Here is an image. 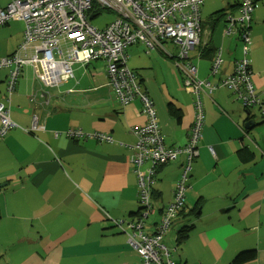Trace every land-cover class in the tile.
I'll use <instances>...</instances> for the list:
<instances>
[{
	"label": "crops",
	"instance_id": "1",
	"mask_svg": "<svg viewBox=\"0 0 264 264\" xmlns=\"http://www.w3.org/2000/svg\"><path fill=\"white\" fill-rule=\"evenodd\" d=\"M227 1L220 9L235 7L233 14H238L241 0ZM254 2L248 59L253 88L264 106V0ZM7 3L0 0V7ZM201 16L200 44L190 59L198 77L216 85L234 72L243 45L237 36L224 35L225 22L219 29L213 14L208 25ZM16 24L21 26L15 33L0 31V59L12 55L23 41L25 25ZM178 50L174 41L151 52L141 43L126 49L127 66L154 102L165 144L174 148L188 143L196 114L195 96L175 64ZM219 53L221 65L212 74ZM73 69L74 79L57 87L44 86L30 67L18 78L9 105L16 126L0 141V264H144L122 230L143 217L131 151L125 147L136 142L134 132L147 122L142 104L139 99L120 103L109 86L104 61L75 64ZM8 74L9 69L0 70V103ZM201 100L203 138L191 188L163 244L178 264H232L244 251L256 253L247 264H264L262 109H245L227 88L203 94ZM69 130L110 135L113 142L71 139L66 136ZM242 149L253 154L251 161L240 159ZM183 161L157 168L153 213L143 222L146 232H155L161 212L172 202ZM184 226H192V232L177 245Z\"/></svg>",
	"mask_w": 264,
	"mask_h": 264
},
{
	"label": "built area",
	"instance_id": "2",
	"mask_svg": "<svg viewBox=\"0 0 264 264\" xmlns=\"http://www.w3.org/2000/svg\"><path fill=\"white\" fill-rule=\"evenodd\" d=\"M203 3L204 0H8L6 7H0V27L14 20L25 25L18 49L0 59V70L9 69L6 95L0 103V141L16 126L9 105L25 67L32 68L35 78L44 86L56 87L74 79L75 64L87 65L93 60H102L106 63L109 86L120 103L128 105L135 99L140 100L147 122L134 132L136 142L125 147L131 151L129 161L137 176L143 217L138 222H130L122 230L144 264H175L169 258L163 237L182 211L191 188L192 164L199 155L198 145L203 138L205 113L202 95L227 88L245 109L261 107L264 117L263 103L252 85L248 59L252 14L256 8L254 0H241L238 14H230L227 18L224 35L237 36L242 42L244 55L236 62L234 72L216 85L200 79L197 66L190 59L192 51L200 44ZM96 9L113 12L115 19L103 29L94 27L88 16ZM167 41L178 45L175 64L183 75L185 87L195 96V121L188 143L181 148L165 144L154 102L143 91L136 73L127 66L126 49L129 46L141 43L147 52H151L161 49ZM220 65L219 53L213 61L212 74L218 72ZM66 136L113 142L110 135L86 134L81 130H69ZM179 157H183L184 163L174 198L167 205L161 223L156 225V231L153 234L146 232L143 222L153 212L151 198L156 170ZM115 224L122 227L121 222Z\"/></svg>",
	"mask_w": 264,
	"mask_h": 264
},
{
	"label": "trees",
	"instance_id": "3",
	"mask_svg": "<svg viewBox=\"0 0 264 264\" xmlns=\"http://www.w3.org/2000/svg\"><path fill=\"white\" fill-rule=\"evenodd\" d=\"M238 5V10L240 9V3H238L237 4ZM236 8L235 7H230V8H228V9H224V10H221V11H219V12H216V13H214L213 14V16H212V18L211 19H213V25L215 26V25H218L219 23H224L225 22V24H226V21H227V18H228V16L230 15V14H233V12H234V10H235ZM102 12L103 11H101V10H99V9H96L95 11H93L89 16H88V18L90 19V21L92 20V19H95V18H97V17H99L101 14H102ZM113 13V12H112ZM217 23V24H216ZM171 111H172V114H174V115H176V112H177V110L175 111V109H173L172 107H171ZM238 155H239V157H240V159L242 160V161H244V162H249V161H251L252 159H253V154L252 153H250V151L249 150H247V149H242V150H240L239 151V153H238ZM191 173H192V171H191ZM191 173H190V183H191ZM182 174V173H181ZM181 178V177H180ZM140 203H141V201H140ZM142 205V204H141ZM184 208V207H183ZM166 209V208H165ZM142 210H143V208L141 207V212H142ZM165 212V210H163L162 212H161V214H160V217H159V221L157 222V225L158 224H160L161 223V219H162V215H163V213ZM153 212H151L149 215H148V218L151 216V214H152ZM191 215H192V213H191ZM195 217H197L198 216V214H195V212H194V214H193ZM131 217H134V215H132ZM178 217V216H177ZM175 220V219H174ZM174 220L171 222V224H170V227H171V225H172V223L174 222ZM170 227H169V229H170ZM169 229H167V231L169 230ZM192 229H193V227L192 226H184V227H182L181 228V230L178 232V234H177V245H180V244H182V242H184L185 240H187L188 238H189V236H190V234H191V232H192ZM156 231V230H155ZM167 231H166V233H167ZM154 233V232H153ZM152 233V234H153ZM166 235V234H165ZM176 250V249H175ZM168 251H169V254H170V256H169V258L171 259V260H173V258H172V252L173 251H171V250H169V248H168ZM255 257H256V253H255V251H244V252H241V253H239L236 257H235V259L233 260V262H232V264H247V263H250V262H252V261H254L255 260ZM175 262V261H174ZM175 264H178V263H176L175 262Z\"/></svg>",
	"mask_w": 264,
	"mask_h": 264
},
{
	"label": "rangeland",
	"instance_id": "4",
	"mask_svg": "<svg viewBox=\"0 0 264 264\" xmlns=\"http://www.w3.org/2000/svg\"><path fill=\"white\" fill-rule=\"evenodd\" d=\"M5 2H7V0H5ZM227 4H228L227 0H206L204 7H201V12L203 14L204 22L207 24L208 21H209V17L212 14L221 11L223 8H225V6ZM220 8H222V9H220ZM114 19H115V14L114 13L104 10L99 17H97L95 19H92L91 23H92V25L94 27H97L99 29H103L107 24L112 22ZM19 26H21V25L20 24H16V21L15 22L11 21V22H9V26L5 25L3 27H0V31L3 30V29H7V30H9V34H10V32L15 33V32L18 31ZM218 27H219V29H222L223 28V23L218 24ZM203 31H204V35L203 36L206 37L207 29L204 28ZM0 49H1V46H0ZM82 66H84V65H82ZM256 111L257 110L255 109V112ZM180 159L181 158H179L178 160H180ZM174 162H176V161H174ZM174 162H171V163H174ZM152 204H153V206H155L154 203H152ZM158 217L159 216H156V217L153 216L152 220L153 219L157 220Z\"/></svg>",
	"mask_w": 264,
	"mask_h": 264
},
{
	"label": "bare ground",
	"instance_id": "5",
	"mask_svg": "<svg viewBox=\"0 0 264 264\" xmlns=\"http://www.w3.org/2000/svg\"><path fill=\"white\" fill-rule=\"evenodd\" d=\"M56 87H57V86H56ZM15 89H16V87H15ZM15 89H14V92H15ZM14 92H13V94H14ZM5 95H6V94H5ZM12 96H13V95H12ZM202 130H203V129H202ZM198 153H199V151H198ZM198 157H199V155H198ZM198 157H197V158H198ZM179 158H183V157H179ZM179 158H178V159H179ZM197 158L195 159V161L197 160ZM178 159H177V160H178ZM177 160H176V161H177ZM195 161L193 162V164L195 163ZM183 162H184V161H183ZM193 164H192V167H193Z\"/></svg>",
	"mask_w": 264,
	"mask_h": 264
},
{
	"label": "water",
	"instance_id": "6",
	"mask_svg": "<svg viewBox=\"0 0 264 264\" xmlns=\"http://www.w3.org/2000/svg\"><path fill=\"white\" fill-rule=\"evenodd\" d=\"M252 123V122H251ZM251 126H249V123L246 125V129H250Z\"/></svg>",
	"mask_w": 264,
	"mask_h": 264
},
{
	"label": "clouds",
	"instance_id": "7",
	"mask_svg": "<svg viewBox=\"0 0 264 264\" xmlns=\"http://www.w3.org/2000/svg\"><path fill=\"white\" fill-rule=\"evenodd\" d=\"M7 25V24H6Z\"/></svg>",
	"mask_w": 264,
	"mask_h": 264
}]
</instances>
